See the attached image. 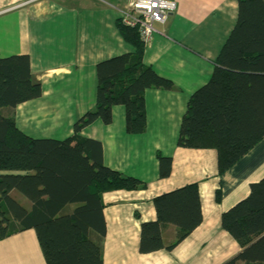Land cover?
Masks as SVG:
<instances>
[{
    "label": "crops",
    "instance_id": "crops-1",
    "mask_svg": "<svg viewBox=\"0 0 264 264\" xmlns=\"http://www.w3.org/2000/svg\"><path fill=\"white\" fill-rule=\"evenodd\" d=\"M168 1L175 10L164 24L154 25L157 33L145 48L143 63L170 81L172 88L145 91L144 133H125L124 110L119 107L112 110L111 125L96 121L82 132L101 143L105 166L146 185L143 191L102 195L103 264H226L239 254V247L221 228V215L248 196L250 184L264 177V139L220 178L214 150L176 147L187 103L211 79L234 28L237 0ZM129 2L0 0V58L27 56L32 80L42 89L40 99L13 109L19 129L34 128L41 134L44 128L50 138L63 139L74 122L94 111L97 64L133 52L116 26V10ZM63 122H67L65 135L59 130ZM157 154L171 158L167 179L158 178ZM19 179L0 174V196L15 192ZM193 184L199 192L202 222L167 250L176 233L157 223L153 199ZM142 224L151 228L153 243L159 247L149 254L139 252ZM0 264H45L34 230L0 241Z\"/></svg>",
    "mask_w": 264,
    "mask_h": 264
},
{
    "label": "trees",
    "instance_id": "trees-1",
    "mask_svg": "<svg viewBox=\"0 0 264 264\" xmlns=\"http://www.w3.org/2000/svg\"><path fill=\"white\" fill-rule=\"evenodd\" d=\"M117 31L133 52L96 66L94 111L85 113L63 139L32 138L16 126L12 111L42 97L27 56L0 58V174L18 175L15 192L0 196V241L34 230L45 264H103L102 195L143 191L144 182L103 164L99 141L82 135L99 121L112 123L124 110L127 135L146 129L144 93L170 90V81L143 63L146 46L136 30L117 20ZM209 82L189 99L176 147L214 150L222 177L264 139V0H237V19L221 48ZM158 178L171 174L170 157L156 155ZM220 188L215 201L220 202ZM157 223L171 227L173 249L202 222L197 186L187 185L153 199ZM221 228L239 247L226 264H264V177L248 196L221 215ZM148 224L141 225L139 252L159 249Z\"/></svg>",
    "mask_w": 264,
    "mask_h": 264
},
{
    "label": "built area",
    "instance_id": "built-area-1",
    "mask_svg": "<svg viewBox=\"0 0 264 264\" xmlns=\"http://www.w3.org/2000/svg\"><path fill=\"white\" fill-rule=\"evenodd\" d=\"M175 10L168 0H130L124 9H117L118 19L127 28L136 30L143 45L150 44L157 33L155 24H164Z\"/></svg>",
    "mask_w": 264,
    "mask_h": 264
},
{
    "label": "rangeland",
    "instance_id": "rangeland-1",
    "mask_svg": "<svg viewBox=\"0 0 264 264\" xmlns=\"http://www.w3.org/2000/svg\"><path fill=\"white\" fill-rule=\"evenodd\" d=\"M119 108H121V107H119ZM66 123H67V122H63V123L60 125V127H59V130H60L61 132H63L62 135H65V134H64V131H65V129L67 128ZM24 132H26L27 135H29V137H32V138H35V137H37V136H40L41 138H46V137L48 136V138H50V134H49L48 130H46V129H44V128H42V132H41V134H38V132H36V130H35L34 128H32V129H31V128H26ZM36 134H38V135H36ZM63 137L65 138V137H67V136H63ZM61 139H62V138H61Z\"/></svg>",
    "mask_w": 264,
    "mask_h": 264
}]
</instances>
